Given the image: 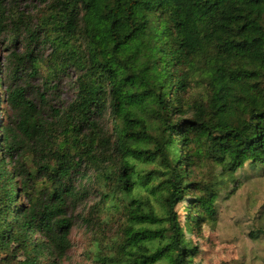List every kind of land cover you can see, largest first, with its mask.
Wrapping results in <instances>:
<instances>
[{"label":"trees","instance_id":"16d2710c","mask_svg":"<svg viewBox=\"0 0 264 264\" xmlns=\"http://www.w3.org/2000/svg\"><path fill=\"white\" fill-rule=\"evenodd\" d=\"M40 2L0 0V264H64L85 179L124 219L99 264H192L178 206L201 237L241 170L264 178V0ZM256 222L264 236V205Z\"/></svg>","mask_w":264,"mask_h":264},{"label":"rangeland","instance_id":"374dc122","mask_svg":"<svg viewBox=\"0 0 264 264\" xmlns=\"http://www.w3.org/2000/svg\"><path fill=\"white\" fill-rule=\"evenodd\" d=\"M17 2L15 6L27 16L37 17L42 9L40 0H17ZM0 66L2 77L6 80L8 59L1 41ZM27 81L33 87H40L39 78L29 80L26 77L17 83L25 85ZM68 81L62 83V101L67 103L74 97V91L67 85ZM8 86L4 81V90ZM0 96L5 97L4 91H0ZM13 118L14 113L8 103L0 107L2 122L11 124ZM145 168L150 171L154 166L147 165ZM199 171L200 173L196 171L194 178L206 179L208 173L204 169ZM238 176L245 180L242 188L231 198H226L225 193L218 198L216 206L219 210V221L207 222L203 226L201 237L193 231L189 220L187 204L190 197L178 206L177 215L183 239L188 246H197L199 249L192 264H264V236L256 234L258 229L256 218L264 205V178L258 177L256 171L249 166L241 170ZM83 184L88 188L89 195L75 213L77 219L71 233L72 249L64 264H99L94 242H100L103 253L108 254L113 250L109 249V246L119 238L121 231L123 215L117 212L110 215L104 208L99 213L100 196L96 186H92L86 179ZM151 200L154 211L158 215L162 214L163 210L159 202L154 197ZM93 211H95L94 215H92ZM226 213L227 216L224 215ZM230 226L233 231L229 232ZM250 232L257 235L253 241L248 238Z\"/></svg>","mask_w":264,"mask_h":264}]
</instances>
